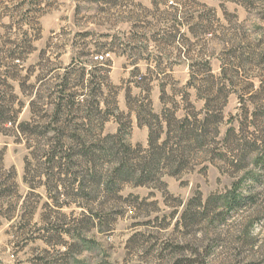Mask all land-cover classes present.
<instances>
[{
  "label": "rangeland",
  "instance_id": "obj_1",
  "mask_svg": "<svg viewBox=\"0 0 264 264\" xmlns=\"http://www.w3.org/2000/svg\"><path fill=\"white\" fill-rule=\"evenodd\" d=\"M0 264H264V0H0Z\"/></svg>",
  "mask_w": 264,
  "mask_h": 264
},
{
  "label": "built area",
  "instance_id": "obj_2",
  "mask_svg": "<svg viewBox=\"0 0 264 264\" xmlns=\"http://www.w3.org/2000/svg\"><path fill=\"white\" fill-rule=\"evenodd\" d=\"M104 59H105V57H104L103 55L97 57V60H101V61H103Z\"/></svg>",
  "mask_w": 264,
  "mask_h": 264
}]
</instances>
